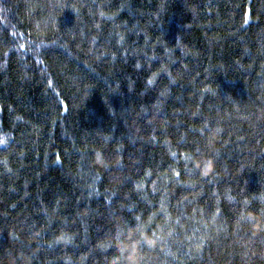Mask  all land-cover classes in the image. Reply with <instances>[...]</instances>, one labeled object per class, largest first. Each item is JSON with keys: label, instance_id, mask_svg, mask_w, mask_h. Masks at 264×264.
Instances as JSON below:
<instances>
[{"label": "trees", "instance_id": "obj_1", "mask_svg": "<svg viewBox=\"0 0 264 264\" xmlns=\"http://www.w3.org/2000/svg\"><path fill=\"white\" fill-rule=\"evenodd\" d=\"M0 264H264V0H0Z\"/></svg>", "mask_w": 264, "mask_h": 264}]
</instances>
